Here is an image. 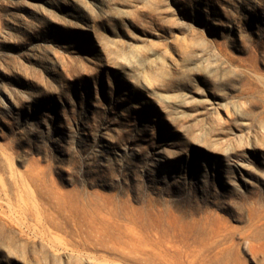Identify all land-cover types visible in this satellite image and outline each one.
<instances>
[{
    "label": "rangeland",
    "instance_id": "rangeland-1",
    "mask_svg": "<svg viewBox=\"0 0 264 264\" xmlns=\"http://www.w3.org/2000/svg\"><path fill=\"white\" fill-rule=\"evenodd\" d=\"M0 264H264V0H0Z\"/></svg>",
    "mask_w": 264,
    "mask_h": 264
}]
</instances>
